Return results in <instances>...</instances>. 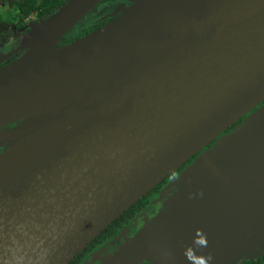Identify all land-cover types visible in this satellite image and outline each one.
I'll return each mask as SVG.
<instances>
[{"label": "water", "instance_id": "water-1", "mask_svg": "<svg viewBox=\"0 0 264 264\" xmlns=\"http://www.w3.org/2000/svg\"><path fill=\"white\" fill-rule=\"evenodd\" d=\"M100 1L67 0L0 52L23 50L0 66V264H68L194 154L82 264H189L196 229L211 264L263 254L264 0H129L57 45Z\"/></svg>", "mask_w": 264, "mask_h": 264}, {"label": "trees", "instance_id": "trees-1", "mask_svg": "<svg viewBox=\"0 0 264 264\" xmlns=\"http://www.w3.org/2000/svg\"><path fill=\"white\" fill-rule=\"evenodd\" d=\"M67 0H9V3L15 8L14 18L15 22H11L9 20L0 18V44L7 42L8 38L11 35V30L9 29V25L13 24L14 28L24 27L26 25V19L31 16L33 13L36 18H43L49 15L51 12L55 11V9L66 2ZM102 1H115V0H101ZM95 5L93 9H91L88 13L93 12L96 9ZM87 13V14H88ZM109 19H105L102 21H96L89 23L88 25L83 26L82 28L75 29L76 26L68 31L62 39L58 42L57 45H62L65 43H69L72 40L79 38L92 30L102 26ZM73 31V32H72ZM17 55L12 56L9 60L16 58ZM18 57V56H17ZM7 60V61H9ZM6 61V62H7ZM264 103V100L262 101ZM243 118V117H242ZM241 119V118H240ZM238 120L237 122H239ZM236 122V123H237ZM234 123V124H236ZM234 124L227 128L230 129ZM226 130V131H227ZM197 154H194L190 159H188L185 163L179 166L174 172H171L168 176H166L163 181L156 184L150 191L145 193L140 199L134 202L130 207L125 209L118 217H116L109 225H107L95 238H93L87 246L78 254H76L73 258H71L68 264H81L84 258L93 250L98 249L101 245H103L107 240L111 239L113 236L117 234V232L125 226L133 217L141 213L150 203L151 199L154 198L159 189L175 174H177L184 165L190 163ZM239 264H264V253L252 258L246 259Z\"/></svg>", "mask_w": 264, "mask_h": 264}, {"label": "flooded vegetation", "instance_id": "flooded-vegetation-1", "mask_svg": "<svg viewBox=\"0 0 264 264\" xmlns=\"http://www.w3.org/2000/svg\"><path fill=\"white\" fill-rule=\"evenodd\" d=\"M120 2H125L127 3L126 0H115V1H102L99 2V4L96 6V9L93 12H97V10L99 9L100 12H97L98 14H102V18L98 21H102L105 19H110V17H108L106 14H108V12L110 11L111 7H113L115 4L120 3ZM92 13V12H91ZM9 29L11 30V35L8 38L7 42L0 44V51L2 53H6L11 51L12 49L16 48L18 46V41H19V35L23 32V27L20 28H14L13 24H10ZM23 50H17L15 51L12 55H10L8 58H6L5 60H3L0 63L1 65H5L11 61H13L14 59L17 58V56H19L22 53ZM17 55L16 58H13L11 60H9L12 56ZM9 60V61H7ZM7 61V62H6ZM10 125H13V123H11ZM6 126H1V128H4ZM2 150V147H0V151ZM156 207L154 205H151L149 203V205L138 215H136L135 217H133L125 226H123L118 232L117 234L122 231L125 228V232L127 235L132 234L138 225H140L143 221V218L151 216L154 212H155ZM116 234V235H117ZM115 235V236H116ZM115 236H113L111 239L107 240L103 245H101L98 249L102 248V247H108V242H115ZM97 250V249H95ZM94 251V250H93ZM91 253V252H90ZM88 256V255H87ZM87 256L84 258V260L81 262V264L87 259Z\"/></svg>", "mask_w": 264, "mask_h": 264}, {"label": "bare ground", "instance_id": "bare-ground-1", "mask_svg": "<svg viewBox=\"0 0 264 264\" xmlns=\"http://www.w3.org/2000/svg\"><path fill=\"white\" fill-rule=\"evenodd\" d=\"M54 100H55V95H51L48 97L46 96L41 100H38V101H35L33 103H28L26 105H22L20 107L14 108L13 110H11L7 114V116L5 118H7V120H10V119L18 117V116H26V117L35 116V115L39 114L40 112H42L43 110H45L46 108H48V106H50V104ZM57 131H58V128H56V127L49 128L46 130H42L39 133L30 135L28 139L29 140H31V139L36 140V139H39L41 137H47V136H50V135L57 133Z\"/></svg>", "mask_w": 264, "mask_h": 264}, {"label": "rangeland", "instance_id": "rangeland-1", "mask_svg": "<svg viewBox=\"0 0 264 264\" xmlns=\"http://www.w3.org/2000/svg\"><path fill=\"white\" fill-rule=\"evenodd\" d=\"M127 3L125 2H122L124 3L125 5H128L130 3L129 0H126ZM118 4V3H117ZM116 5V4H115ZM114 5V6H115ZM113 6V7H114ZM101 7V6H100ZM99 7V9H100ZM113 7H111L110 12H112L113 10ZM99 9L97 10V12H100ZM15 8L9 3V0H0V18H3V19H6V20H9L11 22H15V18H14V12H15ZM97 12H92V13H88V14H85L79 21L78 23L75 25V29H79V28H82L83 26L85 25H88L89 23H92V22H96L98 20H100L103 16L102 14H98ZM107 15V14H106ZM40 19V18H39ZM39 19L36 18L35 14L33 13L31 16H29L27 19H26V25L23 27V30L27 27V24L31 23V22H35V21H38ZM73 30V27L71 28ZM70 29V30H71ZM69 30V31H70ZM73 32V31H72ZM1 52V51H0ZM14 124V123H13ZM6 127L4 128H1L0 127V130H3V129H6L7 127L9 126H12L10 124L8 125H4ZM2 147V146H0ZM152 205V204H151ZM125 231V230H124ZM125 236H127L126 232H124ZM121 239V238H120ZM117 241V239L115 240V242ZM113 243V242H112Z\"/></svg>", "mask_w": 264, "mask_h": 264}, {"label": "clouds", "instance_id": "clouds-1", "mask_svg": "<svg viewBox=\"0 0 264 264\" xmlns=\"http://www.w3.org/2000/svg\"><path fill=\"white\" fill-rule=\"evenodd\" d=\"M208 246V239L202 229H196L192 238V243L184 249L185 259L189 264H211L213 256L211 252L197 251Z\"/></svg>", "mask_w": 264, "mask_h": 264}]
</instances>
